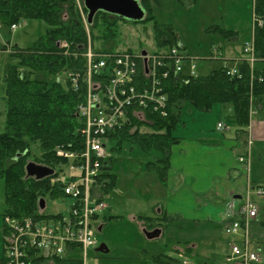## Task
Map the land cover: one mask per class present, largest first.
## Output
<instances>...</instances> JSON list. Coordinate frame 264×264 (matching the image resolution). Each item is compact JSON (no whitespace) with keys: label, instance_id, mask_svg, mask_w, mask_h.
Masks as SVG:
<instances>
[{"label":"trees","instance_id":"1","mask_svg":"<svg viewBox=\"0 0 264 264\" xmlns=\"http://www.w3.org/2000/svg\"><path fill=\"white\" fill-rule=\"evenodd\" d=\"M142 1L151 11L147 0ZM253 1V15L264 19V0ZM150 11L142 21L151 20ZM110 16L99 11L94 19L95 22L109 23L106 30H111ZM28 21H41L47 29L30 47L12 45L13 51L9 54L10 62L5 75L7 110L4 127L0 131V186L3 188L4 219L8 216L18 220L43 216L40 200L62 197L54 178L72 163L59 158L57 149L81 153L85 140L81 133L84 121L78 114L83 93L71 90L67 84L63 86L58 77L54 78L65 71L83 67V58L64 56L58 44L59 40H65L79 50L87 44V32L75 0H0L1 27L11 28L14 24ZM218 27L213 29L224 37H237L236 30ZM155 32L159 48L180 43L177 32L171 27L163 29L156 24ZM254 48L257 58L254 74L245 57L243 60L227 59L228 66L237 65L234 76L227 74L228 67L223 63L203 76L173 73L166 83L169 115L161 117L147 110L131 113L124 126L107 134L106 141L114 140L118 144L111 147V152L122 149L125 139H135L145 151L153 153L154 160L147 167L156 171L161 181H165L171 169L172 147L181 140L174 135V130L181 121L186 104L203 111L211 110L214 104L227 105L233 111L231 117L236 128L244 131L250 123V110L264 106V24L256 26ZM213 50L221 56L219 43L213 44ZM243 51L246 53L244 45ZM143 126L147 129L142 130ZM33 154L40 165L50 167L56 173L44 178L29 176L26 167ZM115 159L111 153L101 171V199H105L116 186L117 174L110 166ZM147 221L153 220L150 218ZM252 229L254 234L263 232L264 220L254 221ZM2 233L5 250L8 234L5 224ZM75 256L77 264L79 256ZM155 262L163 264L161 258H156Z\"/></svg>","mask_w":264,"mask_h":264},{"label":"rangeland","instance_id":"2","mask_svg":"<svg viewBox=\"0 0 264 264\" xmlns=\"http://www.w3.org/2000/svg\"><path fill=\"white\" fill-rule=\"evenodd\" d=\"M138 1L144 8L146 17L148 14L146 8L148 7L144 1ZM75 3L87 32V44L82 50H79L76 47V49L73 48L65 40L58 42V44L62 42L68 44V46L60 48V51L64 56L75 59L83 58L89 44L98 52L106 50L142 54L143 50H146L147 53L157 52L161 49L166 50L167 47L159 48L155 40L157 24L163 29L171 27L177 32L179 41L184 45L183 50L188 53L189 60L196 63V74L203 76L221 65L220 58L214 59V43H219L222 47V59H238L245 55L243 45L252 40L254 33L252 0H147L151 8V11L148 10L152 15L151 20L134 21L112 14L110 16L111 30H106L110 24H105L101 20L95 22L93 18L92 22H88V9L84 0H75ZM228 19L232 22L227 21ZM229 24L234 27L239 25V28H236L239 31L236 38L228 39L213 29L218 26L228 28ZM14 25L11 28L0 26V131L4 127L7 110L5 75L10 62L9 54L13 51L12 45L30 47L47 29V25L41 21H28ZM84 67L83 63L82 69ZM187 69H189V64L185 66L186 71ZM68 72L65 71L64 74H59L54 78L58 77V81H62L63 86L67 84L73 90L69 76L67 77ZM183 74L187 75L185 72ZM75 92L83 93L80 106L85 101L84 86ZM189 105L191 104L188 103L184 110L196 109H190ZM213 107L211 110H223L224 118L230 119L232 112L229 106L215 104ZM212 112L207 114H212ZM257 114V110H250V120L252 121V118ZM181 121L174 130L175 136L188 135L187 127L184 125L187 122H183V115ZM146 129V127H142V130ZM106 144L107 150L110 152L111 147L118 145L114 140L107 141ZM122 145V149H119L118 152H111L114 154V159L116 158L113 163H110L112 171L117 174L116 186L106 195L105 200L109 208L101 213L98 220L97 243L89 249V262L92 264H155L153 260L161 258L164 260V264H182L179 260L186 264H234L235 262H229L226 259L225 254L228 242L234 239L239 240L240 235H228L222 224L210 223L207 219H203L201 215L204 214L203 208H199L197 211L199 220H189L182 216V219L168 222L159 238L150 240L145 237L144 222L148 223V218L144 219L143 217L156 215L154 200L159 198L157 188L159 177L155 171L147 169V164L154 160L153 153L145 151L132 138L125 139ZM258 145L260 144H254V146ZM33 153L39 154L38 152ZM30 159V162L38 163L34 154ZM257 168L259 170L257 172L264 175V163L257 162ZM55 183L59 186L58 182ZM253 185L258 188L262 184ZM248 195L258 207L259 218L264 220V196L256 194V189L255 191L250 190ZM3 199V188L0 186L1 232L5 224ZM51 199H46L45 214L65 211L67 204L55 203ZM101 224H103V228L99 230ZM156 226L157 224L151 227L147 226L146 229L154 230ZM1 237H3L2 233ZM193 243L199 249V252H194L196 255L181 253L176 248L179 247L185 251V246ZM104 244L109 249L107 254L97 250ZM251 249L259 254L264 261L263 232L254 234ZM76 254L81 256L79 251ZM210 257L212 258L210 259Z\"/></svg>","mask_w":264,"mask_h":264},{"label":"built area","instance_id":"3","mask_svg":"<svg viewBox=\"0 0 264 264\" xmlns=\"http://www.w3.org/2000/svg\"><path fill=\"white\" fill-rule=\"evenodd\" d=\"M264 19L253 16V28ZM16 27V25H14ZM67 43V42H66ZM60 48L68 44H60ZM245 60L254 65V38L244 45ZM215 58L219 54L214 50ZM84 69L69 71L67 77L73 90L85 88L84 103L78 114L84 125L81 153L57 149V156L72 163L60 171L54 181L59 183L62 197L54 201L67 204L65 211L40 217L14 219L6 217L4 264H75V252H81L77 264L89 262V249L97 243L96 226L101 213L108 208L99 183L101 171L111 153L107 150V134L125 125L131 113L147 110L161 117L169 115L167 80L173 73L194 76L196 63L189 60L180 42L166 50L140 53L95 51L91 44L83 54ZM244 59V58H243ZM241 59V60H243ZM226 64V63H225ZM227 74H237V65L228 66ZM262 80V77H260ZM254 110V109H253ZM218 129H226L223 122ZM244 168L249 167L247 154L239 157ZM77 171H74V170ZM264 196V186L256 188ZM258 207L248 197L239 209L228 205L223 215L228 235H240L230 242L226 259L237 264H264L263 258L252 251L253 223L258 220Z\"/></svg>","mask_w":264,"mask_h":264},{"label":"crops","instance_id":"4","mask_svg":"<svg viewBox=\"0 0 264 264\" xmlns=\"http://www.w3.org/2000/svg\"><path fill=\"white\" fill-rule=\"evenodd\" d=\"M227 21L232 22L230 19ZM236 28H239V25L234 27L229 24L227 29L236 30L237 34L239 31ZM189 106L190 109H195L193 105ZM184 108L181 117L183 115V122H187L184 125L187 127L188 135H176L181 140L172 147L168 177L165 181L158 178L159 198L154 200L156 215L147 216L148 220L152 218V222H144L145 229L147 226L151 227L154 222L158 223L157 226L161 229L160 236L167 223L172 220L182 219V216L189 220H199L197 214L199 208L204 210V214H201L203 219L224 226L222 217L227 206L233 205L239 209L245 201L249 186L264 185V175L257 172L259 171L257 162L264 163V106L259 109L252 121L250 120L248 128L244 131L236 128L235 120L231 117L232 110L230 119L226 120L223 110L203 111ZM210 111H213L212 114H207ZM220 122H224L229 129L219 130L217 126ZM255 143L260 145L254 146ZM246 152L249 158L248 168H244L239 161V157ZM147 169L150 170L148 167ZM1 233L0 227V264H3L4 244L2 250ZM176 248L181 253L196 255L194 252H199L194 243L185 246V251ZM227 248L226 257L230 253V242ZM153 262L157 264L155 260ZM162 262L164 264V260ZM179 262L186 264L180 260Z\"/></svg>","mask_w":264,"mask_h":264},{"label":"water","instance_id":"5","mask_svg":"<svg viewBox=\"0 0 264 264\" xmlns=\"http://www.w3.org/2000/svg\"><path fill=\"white\" fill-rule=\"evenodd\" d=\"M88 9V22H92L97 11L104 10L106 12L119 15L128 20H143L145 17V10L142 8L138 0H84ZM142 54H146V50L142 51ZM27 174L29 176H35L37 178H44L52 175L54 169L36 164L35 162H29L26 167ZM40 208L45 207V200H40ZM102 230V227L99 228ZM146 238L153 239L161 234V229L156 228L153 231L143 230ZM99 251L107 253L108 247L104 244L98 248Z\"/></svg>","mask_w":264,"mask_h":264},{"label":"flooded vegetation","instance_id":"6","mask_svg":"<svg viewBox=\"0 0 264 264\" xmlns=\"http://www.w3.org/2000/svg\"><path fill=\"white\" fill-rule=\"evenodd\" d=\"M99 11H103V12H106V11H104V10H99ZM146 12L148 13V10H147V8H146ZM107 13V12H106ZM108 14H111L112 15V13H108ZM145 15H146V13H145ZM148 15V14H147Z\"/></svg>","mask_w":264,"mask_h":264}]
</instances>
